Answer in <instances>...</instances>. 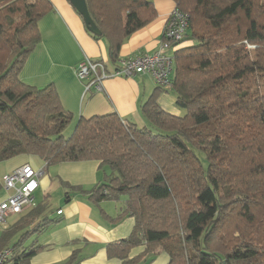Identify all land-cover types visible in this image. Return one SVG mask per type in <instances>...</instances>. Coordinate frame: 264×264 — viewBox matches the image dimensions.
<instances>
[{"label":"trees","instance_id":"trees-1","mask_svg":"<svg viewBox=\"0 0 264 264\" xmlns=\"http://www.w3.org/2000/svg\"><path fill=\"white\" fill-rule=\"evenodd\" d=\"M85 2L100 31L89 34L107 42V70L123 40L156 14L152 0ZM174 2L188 15L181 42L190 44L171 52V84L157 86L141 106L145 125L116 113L94 115L79 118L65 137L72 114L54 86L37 88L19 78L51 4L0 0V162L27 154L41 158L45 170L91 159L106 166L111 174L90 198L127 196L132 233L106 248L121 264H136L141 257L128 254L140 244L143 255L161 247L167 264H264V0ZM169 89L183 114L158 104ZM41 212L22 214L1 233L0 249L18 235L10 244L14 264H28L42 248L24 246L51 222L34 223ZM74 260L73 254L66 264Z\"/></svg>","mask_w":264,"mask_h":264},{"label":"crops","instance_id":"crops-1","mask_svg":"<svg viewBox=\"0 0 264 264\" xmlns=\"http://www.w3.org/2000/svg\"><path fill=\"white\" fill-rule=\"evenodd\" d=\"M48 1L51 10L38 21L41 40L27 57L19 74L20 80L37 88L48 84L54 86L62 107L72 114L71 122L63 131L65 137L72 133L79 118L108 113H116L122 119L143 127L146 122L141 106L157 87L153 78L149 74L111 77L102 82L100 91L86 93L75 67L84 57L110 64L107 42L104 38L94 39L89 34L81 16L68 0ZM152 3L156 12L154 18L123 40L119 58L152 54L158 49L175 2L152 0ZM188 44L189 41H184L179 43V47ZM175 100L170 89L162 90L157 98L163 110L183 114ZM23 164L44 169L39 187L34 192V208L41 207L42 212L34 223L42 219L51 220L24 244L27 246L33 242L35 246H42L29 258L28 264H66L73 254V264H121L122 259L108 256L106 248L132 233L135 219L125 212L127 196L100 201L90 198L93 190L111 174L109 169L100 161L91 159L62 162L45 170V163L38 156L16 155L0 162V201L7 194L1 183L2 175ZM60 209L62 212L57 214ZM31 210L11 216L13 219L7 222L6 229H12L22 214ZM6 229L0 227V235ZM16 236L14 234L10 239ZM144 250V244L135 246L129 251L128 258L140 256L136 264L169 262L168 254L160 248L143 255Z\"/></svg>","mask_w":264,"mask_h":264},{"label":"built area","instance_id":"built-area-1","mask_svg":"<svg viewBox=\"0 0 264 264\" xmlns=\"http://www.w3.org/2000/svg\"><path fill=\"white\" fill-rule=\"evenodd\" d=\"M188 27V15L175 7L167 18L159 47L154 53L119 58L108 70L104 60L84 57L75 67L77 77L83 82L84 91H100L102 82L107 78L132 77L139 74H149L161 88L169 87L173 67L171 52L179 47ZM44 172V169L23 164L2 175L1 183L7 194L0 201L1 228L7 227L9 217L35 207L34 192L38 189ZM56 212L60 214L62 210ZM13 252L10 246L1 248L0 264H14Z\"/></svg>","mask_w":264,"mask_h":264},{"label":"water","instance_id":"water-1","mask_svg":"<svg viewBox=\"0 0 264 264\" xmlns=\"http://www.w3.org/2000/svg\"><path fill=\"white\" fill-rule=\"evenodd\" d=\"M69 3L81 16L87 31L95 35H100L97 25L94 23L88 12L85 0H69Z\"/></svg>","mask_w":264,"mask_h":264},{"label":"rangeland","instance_id":"rangeland-1","mask_svg":"<svg viewBox=\"0 0 264 264\" xmlns=\"http://www.w3.org/2000/svg\"><path fill=\"white\" fill-rule=\"evenodd\" d=\"M174 9V8H173ZM246 47L247 48H250V47H252V46H250L249 44L247 45L246 44ZM178 48V47H177ZM173 66H174V64H173ZM183 113H184V110H183ZM218 183V182H217ZM216 183V185H217V190H218V192L220 193V191H221V185L220 184H217ZM13 219V217H9L8 218V220H7V222H9V221H11ZM8 228V227H7ZM4 229H6V228H4ZM18 236V235H17ZM17 236L15 237V238H13L12 240L10 239L8 242L11 244L12 242H14V240H16V238H17ZM160 249H162L161 247H160ZM163 250V249H162ZM165 252V251H164ZM167 253V252H166ZM168 254V253H167Z\"/></svg>","mask_w":264,"mask_h":264}]
</instances>
